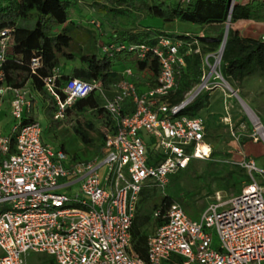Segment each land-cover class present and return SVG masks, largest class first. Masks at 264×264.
I'll list each match as a JSON object with an SVG mask.
<instances>
[{"label": "built area", "instance_id": "obj_1", "mask_svg": "<svg viewBox=\"0 0 264 264\" xmlns=\"http://www.w3.org/2000/svg\"><path fill=\"white\" fill-rule=\"evenodd\" d=\"M229 1L232 11L235 0ZM13 31L0 29V115L8 108L12 119L9 132L0 123V264H28L32 252L57 264H264V179L252 172L239 192L208 202L198 218L176 200L162 201L150 213L146 257L134 249L131 228L143 189H164L170 174L210 158L214 148L205 119L180 114L193 100L191 91L177 104L169 100L185 65L179 38L162 34L154 47L112 45L139 58L152 50L160 71L157 85L142 92L127 67L109 95L100 79L70 77L61 86L58 67L39 75V56L30 60L32 76L11 84L4 66ZM33 75L53 100L57 120L78 99L100 93L110 121L93 159L74 160L46 139L35 110L38 101L42 110L50 102L40 99ZM248 165L264 178V168L254 160Z\"/></svg>", "mask_w": 264, "mask_h": 264}, {"label": "trees", "instance_id": "obj_2", "mask_svg": "<svg viewBox=\"0 0 264 264\" xmlns=\"http://www.w3.org/2000/svg\"><path fill=\"white\" fill-rule=\"evenodd\" d=\"M94 2L96 7L103 12L127 15L143 10L145 15L160 21V25L146 27L140 32L117 28L113 37L114 41L109 45L146 43L154 47L158 44V38L162 34H169L182 41L179 53L184 57L185 65L177 70V87L169 95V100L173 104L182 101L194 85L201 80L204 67L203 54L215 50L223 39L224 31L220 28V24L228 20L229 15L230 19L237 21L241 18H250L259 10L264 9V0H253L246 5L234 4L231 13H229V0H94ZM73 3L72 0H0V29L5 27L14 29L12 53L4 66L8 82L23 85L32 76L29 64L33 56H39L42 60V65L38 68L39 75L51 74L53 68L59 66L60 57L71 58L72 52H69L68 48L72 38L65 30L72 22L69 15L70 6ZM175 22L209 25L204 29L205 35L214 40L209 43V47H201L193 42V37L189 33L173 35L167 32L168 26ZM196 49L199 50L196 51ZM80 59L84 66L75 67L73 74L66 79L60 77L59 85L63 86L70 77L100 79L108 94L112 95V81L123 77V73L118 71L116 66L131 67L134 70L137 86L145 83L156 86L158 83L160 64L152 50L148 51L144 58H139L135 50L117 49L111 46L104 49L101 56L94 52L83 53ZM221 71L226 79L235 81H240L258 71H264V41L243 37L238 31L229 27L225 50L221 58ZM33 83L41 93L46 94L39 76L33 75ZM60 92L63 96V92ZM210 99L209 91H201L182 109L180 114L197 116L201 109L209 106ZM47 107L44 112L47 111L49 129H52L57 121L52 113L55 108L52 99ZM72 110L76 114L75 133L86 145L93 142L90 130H95L97 126L91 120L82 121L80 119L85 116V112L91 110L102 113L104 126L110 121L103 107L102 97L96 91L78 99L69 108L68 114ZM103 142L104 135L99 153ZM60 146L63 147V145ZM215 150L213 149L212 155L216 153ZM221 154L227 155L228 153L221 152ZM71 156L74 160H81L79 157ZM145 190L146 188L142 191L141 202L146 197ZM173 200H175L173 197L167 195L162 205H167ZM139 212L140 208L136 213L131 231L135 251L145 258L148 232H144L141 228L149 221L150 214L141 215ZM51 264H57L52 257Z\"/></svg>", "mask_w": 264, "mask_h": 264}, {"label": "rangeland", "instance_id": "obj_3", "mask_svg": "<svg viewBox=\"0 0 264 264\" xmlns=\"http://www.w3.org/2000/svg\"><path fill=\"white\" fill-rule=\"evenodd\" d=\"M72 1L74 3L70 6L69 15L72 22L67 25L65 30L72 38L68 48V51L72 52V56L71 58L60 57L58 66L61 68L59 71L63 79L73 74L74 67L84 66L80 59L81 54L94 52L101 56L105 48L114 45H109V43L114 41L113 37L117 28L140 32L146 27L160 25L159 20L145 15L143 10H137L127 15H115L113 12L100 11L94 0ZM257 13H261L258 17L264 18V9ZM228 23L230 28L238 32L243 33L245 30L242 21H233L232 19L221 23L220 28L225 31ZM208 26L189 22H175L168 26L167 32L173 35L189 33L193 37L194 43L201 47H209V43L214 38L205 35L204 29ZM219 49L220 45L215 50L203 54V75L194 87L200 84L210 73L207 60L209 59L214 63ZM116 68L118 71L123 69L122 66H116ZM218 69L222 73L221 60ZM119 79L116 78L112 83L118 82ZM224 80L238 96L225 87L223 81H218L217 78L213 77L208 87L203 90L209 91L211 95L210 104L197 113V116L207 118L211 129L219 128L217 136L213 137V141L218 146L215 150L216 153L207 159H193L187 170L170 174L169 182L164 189L158 186H146V197L140 205L139 213L141 215H149L154 206L162 204L165 196L169 195L181 203L188 215L198 218L208 202L217 201L219 197L221 200H226L239 192L249 180L251 172L259 179H264L262 175L252 171L248 165L251 160L264 165V139L259 138L253 120L240 102V98H242L252 108L264 126V71H258L240 81L228 80L225 77ZM40 99L51 102V98L44 93H41ZM39 104L42 103L38 101L35 114L44 130L47 131V140L59 146L63 145L70 155L79 157L81 160H90L98 155L104 135V116L102 113L88 110L85 112V116L80 118L82 121L91 120L97 126L95 130H90L93 142L86 145L75 133L76 114L73 110L62 120H57L54 127L49 129L47 111L44 112ZM45 110L47 109L45 108ZM208 113L210 114L207 117ZM256 138H259L260 146L254 155L246 150L249 149L250 145H254ZM221 152L228 154L222 155ZM256 156L263 160H257ZM152 225L153 223L148 221L141 229L144 232H149V227ZM27 262L28 264H51V257L32 252L27 256Z\"/></svg>", "mask_w": 264, "mask_h": 264}, {"label": "crops", "instance_id": "obj_4", "mask_svg": "<svg viewBox=\"0 0 264 264\" xmlns=\"http://www.w3.org/2000/svg\"><path fill=\"white\" fill-rule=\"evenodd\" d=\"M250 1L253 0H235V4H239V5H246L248 4ZM258 15H261V13H257L252 15V18H241L238 19V21H242L244 24L243 26L245 27L244 32H238L239 35L243 36V37H247V38H255V39H261V36L264 35V18L262 17H258ZM159 20V19H157ZM237 31V30H236ZM78 68V66H76ZM59 70L61 69L60 67H58ZM75 68V67H74ZM73 68V70H74ZM125 68H123L121 71V73H123ZM154 87L152 85H149L148 83L145 84H138V88L140 91L145 92L147 91L149 88ZM210 113H208L207 117L209 116ZM11 116L9 114V109L6 108L4 109L3 113L0 115V123L2 124V129L5 132H9L10 129V123H11ZM206 121V126L208 128V134H209V140L210 142L214 145L213 149L218 148L217 144L213 141V137L217 136L218 134V129L219 128H215V129H211L208 125V120L207 118L205 119ZM259 142H255L253 146L250 145L249 149H247L246 151L251 152L252 154L255 155V152L257 150V148L259 147ZM252 147V148H251ZM257 157V156H256ZM257 160H263L259 157H257ZM257 166L264 168V165H260L258 163H256Z\"/></svg>", "mask_w": 264, "mask_h": 264}, {"label": "bare ground", "instance_id": "obj_5", "mask_svg": "<svg viewBox=\"0 0 264 264\" xmlns=\"http://www.w3.org/2000/svg\"><path fill=\"white\" fill-rule=\"evenodd\" d=\"M226 28H228V31H229V23L227 24L225 29ZM220 52H221V46H220L219 53H218L214 63H212L209 59L207 60V64L210 67V73L200 84L196 85L194 88L191 89V92H190L191 95L188 98L189 100L194 99L201 91H203L206 87H208V85L210 84V81L213 79V77L217 78L218 81L219 80L223 81V85L225 87H227L228 89H230L236 96H238L237 93L234 91V89H232L231 86L228 83H226L222 73L218 69V64L220 63V59H219ZM240 102L243 105V107L245 108L246 113L253 120L254 125H255L258 133H259V136H260L259 138H264V126L260 122V120L258 119V116L254 113L252 108L242 98H240ZM259 138H256V140H258Z\"/></svg>", "mask_w": 264, "mask_h": 264}, {"label": "water", "instance_id": "obj_6", "mask_svg": "<svg viewBox=\"0 0 264 264\" xmlns=\"http://www.w3.org/2000/svg\"><path fill=\"white\" fill-rule=\"evenodd\" d=\"M229 13H231V10L229 11ZM228 21H230V15L228 16V20H227V22H228ZM227 35H228V28L225 29V31H224V36H223V39H222L221 44H220V46H221V52H220V56H219V59H220V60H221L222 55H223V52H224V50H225L226 41H227Z\"/></svg>", "mask_w": 264, "mask_h": 264}]
</instances>
